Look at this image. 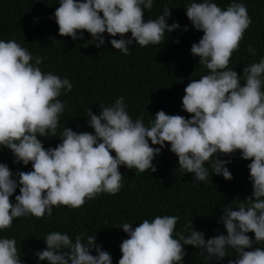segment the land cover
I'll use <instances>...</instances> for the list:
<instances>
[{"label": "clouds", "instance_id": "obj_1", "mask_svg": "<svg viewBox=\"0 0 264 264\" xmlns=\"http://www.w3.org/2000/svg\"><path fill=\"white\" fill-rule=\"evenodd\" d=\"M152 6L153 0H58L53 17L60 36L76 41L87 32V42L99 48L106 33L119 37L108 44L127 55L133 42L157 45L180 27L175 21L167 23V6L154 19H145V10ZM183 8L193 29L203 33L190 53L208 70L183 89L181 108L190 117L160 110L146 125L142 117L132 119L121 96L99 105L98 114L86 111L92 133L65 126L54 148L45 149L38 137L56 136L64 108L57 97L73 85L66 76L42 72L41 56L16 40L0 39V149L9 150L14 163L31 165L30 171L13 173L0 163V232L14 218L46 219L54 206L78 208L100 193H117L123 177L119 166L154 173L153 160L165 144L177 157L179 172L190 174L194 184L211 175L231 180V161L219 157L239 151L241 159L250 160L251 196L234 202V207L224 206L218 217L223 233L205 239L192 220L174 232L176 215H156L135 227L123 222L118 229L127 238L119 245L117 264H184L185 246L198 249L209 264L223 260L229 249L235 258L227 264H264V248L254 246L264 242V56L244 66L241 75L228 67L251 23L240 0H231L223 9L214 0H188ZM126 33L130 37L125 38ZM247 51L256 55L251 47ZM17 188L19 194L10 200ZM42 240L45 248L34 253L37 264H112L96 235L82 231L70 237L51 231ZM16 243L0 236V264H23Z\"/></svg>", "mask_w": 264, "mask_h": 264}, {"label": "trees", "instance_id": "obj_2", "mask_svg": "<svg viewBox=\"0 0 264 264\" xmlns=\"http://www.w3.org/2000/svg\"><path fill=\"white\" fill-rule=\"evenodd\" d=\"M214 2L223 9L231 0ZM240 2L247 6L251 23L229 59L228 67L238 75L242 74L244 66L264 56V0ZM186 3L188 0H153L144 18L154 19L167 6L170 13L167 23L175 21L180 27L167 33L157 45L140 47L133 42L124 55L108 44L109 39L119 37H109L106 33L103 34L105 43L99 48L87 42L91 40L87 32L83 33V39L76 41L60 36L53 17L58 0H0V39L16 40L33 55L41 56L42 72L66 76L73 85L70 91L62 90L57 97L64 108L56 136L38 137L45 149L54 148L60 142L58 138L65 126L75 132L92 133L93 129L87 125L88 117L84 115L86 111L91 109L93 114H98L99 105H110L121 96L132 119L142 117L146 125L160 110L186 119L190 117L181 108L183 89L190 79H198L208 70L190 53L191 45L198 42L203 33L193 29L188 21L183 8ZM184 26L187 31H183ZM128 37L130 33L125 34V38ZM249 47L256 55L247 51ZM168 148L165 144L160 155L154 158V173L119 166L123 177L117 193H100L94 199H86L78 208L54 206L52 215L46 219L31 215L14 218L0 236L16 240L23 264H37L34 253L45 248L42 239L47 233L60 231L74 237L83 231L86 235H96V243L110 254L112 264H117L121 256L119 245L127 238L118 229L123 222L133 223L135 227L143 219L150 220L156 215H176L179 220L174 232L181 231V226L192 220L193 227L203 231L205 239L223 233L218 217L224 206L234 207V202L251 196L247 169L250 160L241 159L239 151L221 156L219 158L231 161L227 167L232 179L226 181L221 176L211 175L196 185L190 174L179 172L177 157ZM0 163L7 164L13 173L31 170L30 164L14 163L7 149H0ZM18 194L17 188L10 200ZM248 235L252 238L253 234ZM254 246L264 248V242ZM185 252L184 264H209L198 249L185 246ZM90 254L95 255V251L91 250ZM226 255L213 264H227L229 259L235 258L231 249Z\"/></svg>", "mask_w": 264, "mask_h": 264}]
</instances>
